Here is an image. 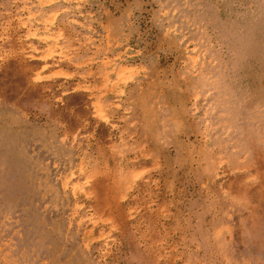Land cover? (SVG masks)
I'll use <instances>...</instances> for the list:
<instances>
[{
	"label": "rangeland",
	"instance_id": "rangeland-1",
	"mask_svg": "<svg viewBox=\"0 0 264 264\" xmlns=\"http://www.w3.org/2000/svg\"><path fill=\"white\" fill-rule=\"evenodd\" d=\"M0 264H264V0H0Z\"/></svg>",
	"mask_w": 264,
	"mask_h": 264
}]
</instances>
